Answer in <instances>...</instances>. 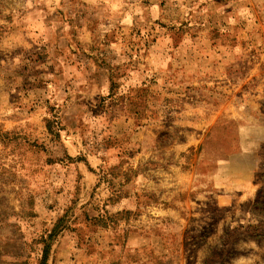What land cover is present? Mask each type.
<instances>
[{
  "label": "rangeland",
  "instance_id": "374dc122",
  "mask_svg": "<svg viewBox=\"0 0 264 264\" xmlns=\"http://www.w3.org/2000/svg\"><path fill=\"white\" fill-rule=\"evenodd\" d=\"M238 1L0 0V264L129 222L166 228L155 264H264V0ZM142 172L168 211L112 212Z\"/></svg>",
  "mask_w": 264,
  "mask_h": 264
},
{
  "label": "crops",
  "instance_id": "0c3cea01",
  "mask_svg": "<svg viewBox=\"0 0 264 264\" xmlns=\"http://www.w3.org/2000/svg\"><path fill=\"white\" fill-rule=\"evenodd\" d=\"M93 3H97L99 0H92ZM248 1V2H247ZM257 2L252 0H239L238 5L241 9H248V5L256 7ZM229 7H232L235 2L229 3ZM256 8H259L257 6ZM262 8V6H260ZM264 19L261 18L257 21ZM193 71V69H191ZM70 149V152H76L79 148V145L76 141H71L67 146ZM131 161H134L132 159ZM78 166V170L80 173H83V166L80 164H76ZM105 165V164H104ZM225 167V166H224ZM76 168V166H74ZM71 169V168H70ZM237 169V168H236ZM68 170V169H67ZM238 173V170L236 171ZM136 178L133 179L131 183H129L125 197L122 199L120 204L115 205V208H111L114 213H122L127 212L131 214H135L136 212H148V213H163L168 211L167 205L160 203L159 201L152 202V204H148L145 200L150 198H155V200H161L163 196L158 194V197L154 194V191L150 189L149 185V177L147 173L142 172L136 173ZM221 177L225 178L226 172L223 169L220 171ZM237 175V174H235ZM229 176V175H228ZM227 181H221L224 185L228 182H231V177H227ZM136 179V180H135ZM254 179V172L250 177L251 182ZM141 182V184H140ZM240 181H234V183H238ZM214 187L216 186L214 182H210ZM141 185V186H140ZM130 189V190H129ZM192 191V190H191ZM102 192L103 195L106 196V192ZM62 196L65 198H69V193H64ZM136 200H142V204L138 203ZM192 200V199H191ZM192 202V201H191ZM173 208L170 209L172 212ZM175 210V209H174ZM159 222V221H158ZM161 222V221H160ZM152 225H141L136 224V222H129L126 224H121L116 229H107L103 228L99 230L103 238H93L92 240L87 239V243L89 245H85L81 243L80 237H76L72 239V250L71 253L63 254L62 256H57V262H62V264H155L150 259L151 252L154 253V258L157 257L158 261L166 259V257L174 256L170 255V251L167 249L168 240L166 228H163V224L156 225L155 227H161L159 229V233L156 234H148L149 231H152ZM98 229L97 227H95ZM100 229V228H99ZM123 237L121 238V236ZM125 235V237H124ZM78 236V235H77ZM68 237H66L63 241H66ZM66 244V242H64ZM91 245H95L96 249L94 251H90L88 247ZM71 247V246H70ZM92 247V246H91ZM71 249V248H69ZM179 255V254H178ZM177 255V256H178ZM182 258L184 255L181 254ZM176 256V257H177ZM162 257V258H161ZM179 257V256H178ZM153 258V259H154ZM152 259V260H153ZM178 262V261H176ZM182 262V261H181ZM180 262V263H181ZM179 264V263H178Z\"/></svg>",
  "mask_w": 264,
  "mask_h": 264
},
{
  "label": "trees",
  "instance_id": "16d2710c",
  "mask_svg": "<svg viewBox=\"0 0 264 264\" xmlns=\"http://www.w3.org/2000/svg\"><path fill=\"white\" fill-rule=\"evenodd\" d=\"M59 224L55 226V228L52 230V233L50 234L49 239L56 237L58 235L57 231L59 229ZM52 246L49 243L45 244L44 250H43V256H42V264H47V260L49 258V254H50V250H51Z\"/></svg>",
  "mask_w": 264,
  "mask_h": 264
}]
</instances>
